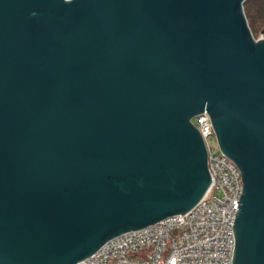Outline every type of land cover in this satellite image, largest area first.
<instances>
[{"label":"water","instance_id":"95a60500","mask_svg":"<svg viewBox=\"0 0 264 264\" xmlns=\"http://www.w3.org/2000/svg\"><path fill=\"white\" fill-rule=\"evenodd\" d=\"M247 0H0V264H77L192 210L207 112L242 174L232 264H264V38Z\"/></svg>","mask_w":264,"mask_h":264},{"label":"built area","instance_id":"2783aa9c","mask_svg":"<svg viewBox=\"0 0 264 264\" xmlns=\"http://www.w3.org/2000/svg\"><path fill=\"white\" fill-rule=\"evenodd\" d=\"M192 123L208 152L212 184L189 212L106 242L77 264H232L234 225L243 192L239 168L221 151L207 112Z\"/></svg>","mask_w":264,"mask_h":264},{"label":"trees","instance_id":"16d2710c","mask_svg":"<svg viewBox=\"0 0 264 264\" xmlns=\"http://www.w3.org/2000/svg\"><path fill=\"white\" fill-rule=\"evenodd\" d=\"M244 12L254 38L260 39L264 32V0H247Z\"/></svg>","mask_w":264,"mask_h":264},{"label":"rangeland","instance_id":"374dc122","mask_svg":"<svg viewBox=\"0 0 264 264\" xmlns=\"http://www.w3.org/2000/svg\"><path fill=\"white\" fill-rule=\"evenodd\" d=\"M260 38H264V32L262 33L261 37Z\"/></svg>","mask_w":264,"mask_h":264}]
</instances>
